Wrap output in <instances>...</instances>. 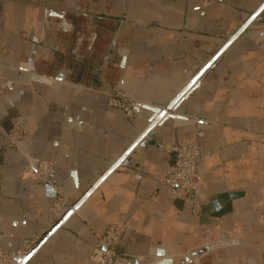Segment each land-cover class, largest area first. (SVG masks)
<instances>
[{
  "label": "crops",
  "instance_id": "obj_1",
  "mask_svg": "<svg viewBox=\"0 0 264 264\" xmlns=\"http://www.w3.org/2000/svg\"><path fill=\"white\" fill-rule=\"evenodd\" d=\"M263 4L0 0V250L35 240L19 264H90L96 237L122 226L134 264H264V8L232 40ZM114 91L132 119L108 106ZM13 128L52 164L47 181L21 178ZM187 142L197 215L158 188ZM57 193L72 213L49 215Z\"/></svg>",
  "mask_w": 264,
  "mask_h": 264
},
{
  "label": "built area",
  "instance_id": "obj_2",
  "mask_svg": "<svg viewBox=\"0 0 264 264\" xmlns=\"http://www.w3.org/2000/svg\"><path fill=\"white\" fill-rule=\"evenodd\" d=\"M108 106L122 110L129 119L134 117L133 104L124 98L119 91H114L108 95ZM21 133L23 135V132ZM13 142L17 144L15 139ZM16 150L23 159L20 172L22 178L47 181L48 177L53 174L51 163L33 159L28 153L20 149L18 144L16 145ZM171 152L173 161L161 175L158 188L174 198L178 193H181L183 200L189 204L191 213L197 215L199 204L196 200V191L202 181L201 173L198 169L201 159L199 145L196 142H187L173 147ZM72 212V204L69 203L65 196L57 193L50 207V215L66 216ZM123 232L122 226H110L103 234L98 235L96 243L88 256L90 264H134L135 259L133 257L118 250ZM35 248L34 242H25L16 252L6 253L0 250V264H19Z\"/></svg>",
  "mask_w": 264,
  "mask_h": 264
},
{
  "label": "water",
  "instance_id": "obj_3",
  "mask_svg": "<svg viewBox=\"0 0 264 264\" xmlns=\"http://www.w3.org/2000/svg\"><path fill=\"white\" fill-rule=\"evenodd\" d=\"M264 8V4L257 10V12L250 18V20L233 36L232 40L242 32V30L249 24L251 20H253ZM215 61V58L208 64L206 65L200 72L197 74V79L203 76V74L207 71V69L213 64ZM195 83H190L188 87L185 88V90L178 96V98L184 97L192 88H194ZM152 114H157L158 109L157 108H149Z\"/></svg>",
  "mask_w": 264,
  "mask_h": 264
},
{
  "label": "rangeland",
  "instance_id": "obj_4",
  "mask_svg": "<svg viewBox=\"0 0 264 264\" xmlns=\"http://www.w3.org/2000/svg\"><path fill=\"white\" fill-rule=\"evenodd\" d=\"M5 136L9 140V145L12 149L16 150V145L13 140L15 139L16 141L19 140V138L22 136L21 131H19V128H13L12 130L8 131L5 133ZM17 151V150H16ZM21 176V174H20ZM22 178V177H21ZM31 179V178H29ZM49 215H50V208H49ZM51 216V215H50ZM29 242H34L35 245H37V242L35 240H31ZM4 252V251H3ZM7 253V252H6Z\"/></svg>",
  "mask_w": 264,
  "mask_h": 264
}]
</instances>
